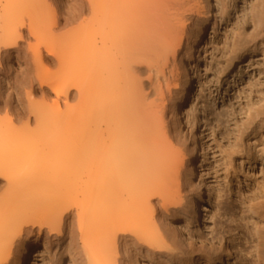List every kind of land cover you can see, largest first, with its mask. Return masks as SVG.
Here are the masks:
<instances>
[{
    "label": "bare ground",
    "instance_id": "6f19581e",
    "mask_svg": "<svg viewBox=\"0 0 264 264\" xmlns=\"http://www.w3.org/2000/svg\"><path fill=\"white\" fill-rule=\"evenodd\" d=\"M217 2L62 0L64 15L58 17V8L47 5V0H0L4 53L18 50L19 30L26 27L35 39L28 45L33 60H42L43 49L47 62L56 67L45 75L38 70L27 79L28 86L36 79L41 92L45 86V93L53 95L48 96L51 105L35 101L30 105L36 123L33 130L16 129L0 120V178L7 183L0 200V264L40 261L20 240L25 227L33 225L38 233L46 229L60 237L64 219L72 212L88 264L228 263L242 232L228 230V240L213 220L205 243L192 227L202 224L207 198L205 180L196 170L203 142L186 114L197 73L191 60L205 28L209 26L210 33L217 28ZM221 9L225 27L232 30L229 18L236 6L230 10L225 3ZM251 18L264 22V3L253 9ZM55 28L65 30L57 29L55 34ZM182 47L186 65L178 63ZM225 49L231 64L245 56L250 59L251 54L264 53V33L243 43L233 36ZM172 57L174 68L164 86L169 93L166 99L153 83L144 80V84L140 74L145 67L151 80L152 71ZM237 77L232 74L231 87ZM15 81L0 85L5 107L13 93L19 98L23 92V83ZM145 91L159 93L160 105L149 102ZM171 125L177 133L181 126L185 128L188 143L173 154L167 148ZM182 170L191 194L181 189ZM156 211L164 222L177 223L185 243L177 239L174 229L157 225ZM183 213L187 218L181 217ZM255 227L257 251L242 264H264V222ZM74 236L72 229L69 244L76 252ZM192 239L198 240L197 247Z\"/></svg>",
    "mask_w": 264,
    "mask_h": 264
},
{
    "label": "rangeland",
    "instance_id": "374dc122",
    "mask_svg": "<svg viewBox=\"0 0 264 264\" xmlns=\"http://www.w3.org/2000/svg\"><path fill=\"white\" fill-rule=\"evenodd\" d=\"M61 1L47 0V5L58 8V13L60 12L58 17L64 15L63 9L60 7ZM225 3L230 10L233 5L236 6V13L230 12L229 20L232 23V30L225 27L226 19L225 21L222 19L225 7H223V11L221 8ZM262 3L264 0H218L216 7L218 9L217 28L213 33H210L209 26L205 28L202 41L196 47L194 58L191 60L193 63L196 62L197 73L186 106V114L196 134L201 135L200 140L203 142V153L196 164V170L198 175H203L205 180L204 191L207 198L201 210L202 224L192 227L197 231L201 240H205L213 220L217 223L221 234L228 240V230L236 228L242 232L244 239L240 238L234 241L233 255L227 264H242L244 260L251 258V255L257 251L255 243L258 232L255 224L264 222V96L259 95L264 93V53L258 51L251 54L250 59L245 56L239 62L231 64L229 60L231 55L228 56L225 49L227 41L233 36L237 42L243 43L264 33V22L259 20V17L256 20L251 18L253 9H257ZM59 21H62L61 18L60 20L58 18V23ZM59 25L61 26V22L58 24V28ZM58 28L53 29L55 34L59 33V31L57 32ZM64 30L62 29L60 32ZM19 35L21 38L18 39L19 45L16 46L18 50L15 48L9 53H4L3 48L0 47V85L5 87V81L16 80L18 85L23 83V85L20 84L23 92L18 94L19 98L13 93L9 106L5 107L0 101V107L3 108L2 110L0 108V120L4 123L7 121L6 124L10 123L16 129L33 130L36 123L34 114H29L32 109L30 105L34 101L36 104L47 102L48 105H51L52 99H49L48 96L53 97V95L45 93L47 91L45 86L41 92V86L36 79H34L32 87L28 86L27 79L34 78L32 74L38 70L40 75H45L54 72L56 67L47 62L43 49L42 60H33L34 54L28 45L35 44V39L29 35L26 27L20 28ZM184 48L182 47L178 59V63H182V65H186ZM173 61V57L169 58L167 65H163V67L161 65L157 72L153 70L150 74L151 80H147L148 69L143 67L142 73L140 72V77H142L140 79L144 84L145 81L153 83L158 90L156 92L161 89L166 99L169 98V93L164 87L165 80L169 78L174 68ZM232 74H237L238 77L235 79L236 85L231 87L229 81ZM24 80H26L25 84ZM216 89L218 93L215 92ZM156 94L158 95L148 93V101L155 100L156 104L160 105L161 96L159 93ZM60 107V109L65 107L63 102L60 103ZM164 113L166 119L169 120L167 110H164ZM16 117L18 119H15ZM184 131L183 126L178 133L174 132L172 125L170 126L168 137L171 136L169 138L171 141L167 145L170 154L183 151L188 144ZM0 182L1 200L5 197L7 183L4 178H0ZM180 184L184 193H192L188 177L183 170L180 172ZM71 214L74 215L73 212ZM71 214H68V218L64 219L60 237L49 234L46 229L38 233L37 227L33 225L25 227L20 240L41 259L35 261L34 264H88L85 252L81 247L76 220L72 218ZM257 216H261V218L258 219ZM154 217L158 226L169 230L174 229L177 239L186 242L174 220L168 219L164 222L157 211ZM181 217L185 219L187 214L183 213ZM72 229L75 230L76 252H73L69 244ZM190 241L194 247L198 246V240ZM204 242L207 243V240ZM21 247L22 245L14 249L13 256L18 255ZM246 253H250V255Z\"/></svg>",
    "mask_w": 264,
    "mask_h": 264
}]
</instances>
